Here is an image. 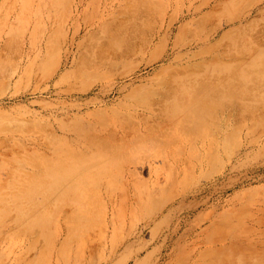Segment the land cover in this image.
I'll return each mask as SVG.
<instances>
[{"label": "rangeland", "instance_id": "1", "mask_svg": "<svg viewBox=\"0 0 264 264\" xmlns=\"http://www.w3.org/2000/svg\"><path fill=\"white\" fill-rule=\"evenodd\" d=\"M0 264H264V0H0Z\"/></svg>", "mask_w": 264, "mask_h": 264}, {"label": "bare ground", "instance_id": "2", "mask_svg": "<svg viewBox=\"0 0 264 264\" xmlns=\"http://www.w3.org/2000/svg\"><path fill=\"white\" fill-rule=\"evenodd\" d=\"M168 116H169V115H168ZM170 117H173V118H174L175 116H174L173 114H171ZM168 119H169V118H168ZM170 119H171V118H170ZM171 120H172V119H171ZM58 184H61V183H58ZM54 187H55V186H54ZM54 187H53V188H54ZM62 216H63V215H62Z\"/></svg>", "mask_w": 264, "mask_h": 264}]
</instances>
